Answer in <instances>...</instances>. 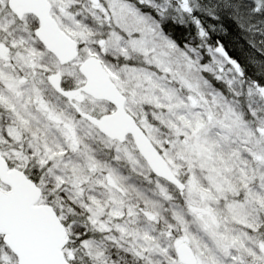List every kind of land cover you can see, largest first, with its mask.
Returning <instances> with one entry per match:
<instances>
[{"label": "rangeland", "instance_id": "374dc122", "mask_svg": "<svg viewBox=\"0 0 264 264\" xmlns=\"http://www.w3.org/2000/svg\"><path fill=\"white\" fill-rule=\"evenodd\" d=\"M0 1V44L11 48L14 19L5 13L8 0ZM48 2L59 27L77 41L79 56L61 67L38 53L27 35L14 46L35 50L37 63L31 75L19 77L2 67L0 51V148L17 169L40 178V204L55 209L69 242L79 245L80 251L74 242L69 249L68 242L65 257L72 254L75 264H174L170 240L156 233L157 224L165 222L146 204L160 198L162 214L178 199L186 203L185 211L168 220L177 233L175 254L186 241L198 264H264V89L245 86L203 32L181 46L166 33L169 21H193L199 28L191 17L193 0L179 6L171 0ZM111 5L122 12L130 7L144 18L133 22L135 48L125 42L128 33ZM89 57L102 61L127 99V112L183 181L180 198L153 175L133 140H108L77 120L51 89L47 79L58 72L70 90L82 87L79 67ZM41 64L47 67L43 74ZM14 68L25 74L24 65ZM80 109L99 119L115 111L89 97ZM184 109L196 112L193 126L178 116ZM0 188L9 191L1 182ZM2 240L0 234V264H19Z\"/></svg>", "mask_w": 264, "mask_h": 264}, {"label": "water", "instance_id": "95a60500", "mask_svg": "<svg viewBox=\"0 0 264 264\" xmlns=\"http://www.w3.org/2000/svg\"><path fill=\"white\" fill-rule=\"evenodd\" d=\"M92 2L98 5L99 1ZM9 6L18 18L23 15L37 18L39 29L36 37L45 49L58 59L60 66L65 67L78 59L77 41L68 37L51 16L52 6L48 0H10ZM216 52L235 71H239L238 63L230 57L225 48L219 46ZM79 69L85 79L81 88L77 91H65L62 88L61 75L58 73L55 74L58 77L55 84L51 80L52 76L48 80L53 90L63 99L78 104L88 97L110 104L115 111L99 120L79 111L78 105L76 107L83 119L96 127L108 140L119 144L126 143L127 138L133 140L136 150L153 175L179 192H184L182 181L148 139L145 131L127 112V99L117 88L102 61L97 57H89ZM0 182L9 189L5 193L0 188V234L3 236V243L14 253L19 264H60V261L66 258L64 249L69 242L67 229L55 209L40 204L42 189L23 171L10 168L1 151ZM260 248L264 254V249ZM176 254L181 264H198L193 248L186 241L180 243ZM71 259L74 260V257L71 256Z\"/></svg>", "mask_w": 264, "mask_h": 264}, {"label": "trees", "instance_id": "16d2710c", "mask_svg": "<svg viewBox=\"0 0 264 264\" xmlns=\"http://www.w3.org/2000/svg\"><path fill=\"white\" fill-rule=\"evenodd\" d=\"M171 1L176 6H179L182 2V0ZM193 6L192 10L194 14L191 17L199 22V28H195L192 25L193 21L188 23L169 21V24L166 26V33L171 34L176 43L181 46L185 44V41L191 39V37L199 38L203 32L204 40L212 50H216L217 47L222 46L229 53L230 57L238 63L239 71L236 72L240 77V81L245 86L250 85L264 89V0H193ZM213 86L218 91L220 89L224 92L217 84H213ZM195 114L196 112L190 109H184L183 113L178 114V116L181 117L186 125L193 126L197 118ZM90 125L93 126L92 124ZM0 151H2L1 148ZM7 162L10 168L16 169L15 165L9 161ZM23 172L36 183L37 187H40L39 177L30 174L28 170H24ZM161 182L163 181L161 180ZM174 192L176 198H180L181 194H183L176 190ZM154 200H147L146 204L152 205L154 214L161 219V222H165V225L164 223L162 225L157 224L156 233L158 236H163L164 240H170L173 249L172 262L174 264H181L178 256L175 254L177 233L175 230H169V226L172 223H169L168 220L171 216L180 215L179 211H185L186 203H184V200L178 199L176 204L170 205L167 208V212L162 214L161 206L163 204L161 199L155 198ZM73 242L75 243V240L70 239L69 249ZM75 245L76 250L80 251L77 241ZM119 256V259L122 261L127 259H123V254ZM129 261L130 259L128 258Z\"/></svg>", "mask_w": 264, "mask_h": 264}, {"label": "flooded vegetation", "instance_id": "af4514ba", "mask_svg": "<svg viewBox=\"0 0 264 264\" xmlns=\"http://www.w3.org/2000/svg\"><path fill=\"white\" fill-rule=\"evenodd\" d=\"M9 4H10V0L5 1V6L4 7L6 8L5 13L10 14L11 17H12V19H14V23H13V27H12V29H14V31H13L12 36H11V40H13V42L11 44V48L10 47H7L5 49H4V44H0L1 45L0 51L3 53V56H4V57L2 56V58H1V60L3 62L2 67H4L5 69H7V70H5L7 73H11L12 72V74L15 75V76L18 75L19 77H21L22 75H24V76L27 77L26 73H28L29 75H31V73H33L32 66H35L36 63H37V60H36V57H35V50L31 54L30 51L23 50V49L20 50V49L15 48L14 44H15V41L17 42L18 39H21V38H23V37H25V36L28 35L29 36V39H30V41H31L32 44H34V41L37 42V46H36L37 48H36V50H37L38 53H41V52L43 53L44 52V53H47L53 59H56V58H55V56L51 55L48 52L47 49H45V47L41 44V42L39 41V39H37V37H36V33H37L38 29H39V23H38L37 18H35L32 15L31 16H29V15H23L21 18H18L17 15L10 8ZM52 12H53V9H52ZM29 22H31L33 24H30ZM56 60L58 61V59H56ZM23 65H24V70H23L24 72L23 73H25V74L16 72V69L14 68V66L22 67ZM41 65H42V67H41L42 68L41 69V73L43 74V72L46 71L45 69H47V67L45 66V64H41ZM79 72H80V69H79ZM58 73L61 75L62 88L65 91L66 90L73 91V90H70L69 88H67L64 85L63 75H62L61 72H58ZM58 73H56V74H58ZM42 76L43 75H41L39 77V75H38L39 80H41V81H43L42 80V78H43ZM49 78L47 80H49ZM49 84H50V82H49ZM50 87L53 90V88H52L51 85H50ZM54 93H56L58 95V97H60L63 101H65V102L67 101L70 110H72L71 108H73L74 112L76 113V116H77L76 119L77 120L78 119L79 120L81 119L84 122H86L83 119L82 115L79 112H77V107H78L79 111H81L82 113L87 114V115L90 114L89 112H85L82 109H80V106L85 103V99L86 98L83 100L84 102L78 104V103H76L74 101H69L67 99L66 100L63 99L56 91H54ZM76 105H78V106L76 107ZM90 115L93 116L94 118H96L97 120H99V118L96 115L95 116L92 115V114H90ZM87 123L89 124L90 122H87ZM42 196H43V191H42Z\"/></svg>", "mask_w": 264, "mask_h": 264}, {"label": "snow or ice", "instance_id": "6c2138e0", "mask_svg": "<svg viewBox=\"0 0 264 264\" xmlns=\"http://www.w3.org/2000/svg\"><path fill=\"white\" fill-rule=\"evenodd\" d=\"M111 7L113 9L112 16L117 20L119 26L128 33V39L125 42L128 45L135 48L137 44V39L133 38V32L131 30L133 26V22L135 21L136 23H139L140 21H143L144 18L140 16L135 10L130 9V7L127 11H123V12L119 10L120 6L118 5H111ZM183 9L184 10L188 9V5L186 3L183 5ZM163 11H167V10L165 9ZM159 15H161V20H163V12L159 13ZM104 43H105L104 41H101V44H104ZM51 80L55 84L58 80V77L52 76ZM102 127H103V124H102ZM5 138L8 140H11L13 139V136H9L7 133H5ZM41 162L47 163V161H41ZM71 255L72 254H69L65 258V260L60 261V264H75V261L71 259Z\"/></svg>", "mask_w": 264, "mask_h": 264}]
</instances>
